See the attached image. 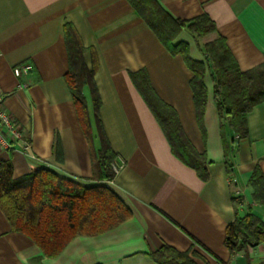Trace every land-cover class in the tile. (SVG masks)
<instances>
[{
  "label": "crops",
  "instance_id": "0c3cea01",
  "mask_svg": "<svg viewBox=\"0 0 264 264\" xmlns=\"http://www.w3.org/2000/svg\"><path fill=\"white\" fill-rule=\"evenodd\" d=\"M173 18L206 14L216 31L195 39L183 30L175 41L205 62L202 45L224 38L241 71L264 61V0H158ZM83 47L82 57L99 97V120L122 167L108 183L131 217L98 236L74 237L55 257L43 256L13 231L0 210V264H157L149 253L163 244L198 254L197 264H264V243L230 253L224 230L252 213L264 221L248 184L258 167L264 176V101L246 115L239 137L220 120L206 69L207 101L198 124L189 86L192 72L170 54L128 0H0V94L23 142L0 149L13 177L47 168L87 184L99 182L90 143L80 126L65 74L64 25ZM32 68L14 76L13 68ZM144 71L157 96L176 112L186 138L206 157V179L180 161L132 80ZM89 111L90 97L84 88Z\"/></svg>",
  "mask_w": 264,
  "mask_h": 264
},
{
  "label": "trees",
  "instance_id": "16d2710c",
  "mask_svg": "<svg viewBox=\"0 0 264 264\" xmlns=\"http://www.w3.org/2000/svg\"><path fill=\"white\" fill-rule=\"evenodd\" d=\"M136 13L146 22L161 44L172 55H180L192 72L189 86L193 95L196 118L200 127L207 101L204 84L206 69L213 82L212 94L220 120L239 137L247 135L246 115L253 106L264 101V61L241 71L223 37L217 36L202 45L205 62L191 58L189 46L175 41L186 30L195 38L216 31L206 14L188 20L173 18L158 0H128ZM68 55L65 80L72 97L77 118L86 139L97 138L98 148L91 151V160L98 171L99 182L87 184L58 174L47 168H37L28 174L13 177L9 161L0 160V210L13 231L26 235L46 257H55L77 236H98L114 229L131 217V210L109 187L115 177L111 164L115 154L105 138L98 115L99 97L83 57V47L64 25ZM132 80L142 98L161 126L173 154L206 179V157L198 153L184 135L176 112L154 92L144 71L132 74ZM87 88L91 102L89 111ZM252 199L264 205V176L258 167L250 175ZM264 243V221L247 213L236 217L224 230V245L230 253H247L249 246ZM149 256L157 264H197L198 254L178 251L163 244Z\"/></svg>",
  "mask_w": 264,
  "mask_h": 264
},
{
  "label": "built area",
  "instance_id": "2783aa9c",
  "mask_svg": "<svg viewBox=\"0 0 264 264\" xmlns=\"http://www.w3.org/2000/svg\"><path fill=\"white\" fill-rule=\"evenodd\" d=\"M31 68L30 63H22L13 68V74L17 77ZM19 142H23V150L27 152L30 144L23 140V134L18 129L17 123L3 107V96L0 94V149L13 150ZM111 166L116 174L122 167V162L115 158Z\"/></svg>",
  "mask_w": 264,
  "mask_h": 264
},
{
  "label": "rangeland",
  "instance_id": "374dc122",
  "mask_svg": "<svg viewBox=\"0 0 264 264\" xmlns=\"http://www.w3.org/2000/svg\"><path fill=\"white\" fill-rule=\"evenodd\" d=\"M195 38V37H194ZM195 39H198V38H195Z\"/></svg>",
  "mask_w": 264,
  "mask_h": 264
}]
</instances>
